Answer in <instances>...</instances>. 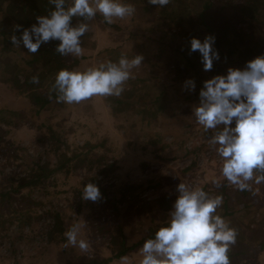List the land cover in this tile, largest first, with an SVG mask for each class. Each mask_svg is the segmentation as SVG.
Returning a JSON list of instances; mask_svg holds the SVG:
<instances>
[{
  "label": "rangeland",
  "instance_id": "374dc122",
  "mask_svg": "<svg viewBox=\"0 0 264 264\" xmlns=\"http://www.w3.org/2000/svg\"><path fill=\"white\" fill-rule=\"evenodd\" d=\"M218 1L230 4L244 2ZM126 2L137 5L136 0ZM252 2H256L259 8L258 20L264 21V0ZM153 7L156 9L155 13L144 11L141 15H146L142 18L139 11H136L139 7L134 6L137 12L134 13V19L132 15L115 19L112 24L104 22L103 17L97 13L87 21L89 28L85 34L88 36L80 38V42L82 40L86 47H81L82 55L66 57L69 66L66 69L83 71L108 61L115 62L121 56L131 59L137 54L142 55L141 64L132 69L134 76L123 86L122 92L132 88V94L127 96L131 103L129 102L126 113L111 117L105 96L99 95L79 103L63 102L60 107L34 113V106L24 98L25 95L14 92L16 84L5 83L0 76V189L11 185V178L18 179L30 174L28 163L33 159H39L41 164L48 161L50 167H55L62 163L63 155L80 154L85 159L84 149L88 148V144L91 141L99 142L91 151L95 156L92 164L87 162L88 158L81 162L82 159L74 157L70 159L67 168H58L50 175L44 191L39 186L22 188L13 199L0 205V264H85L87 261L88 264H92L91 261L122 264L121 257L128 258L127 264H138L141 258L138 252L140 247L121 257H115L114 251L110 249L108 234L115 229L117 223L125 229L126 243L130 245L142 233V229L150 226L153 215L155 220H159V214L165 212L163 208L162 211L159 209L157 197L163 194L171 197L177 195L175 188L179 182L204 187L206 191L212 188L213 181L223 180L233 187L220 173L221 158L216 150L209 152L210 137L213 134L190 135L201 127L192 115V108L198 100L187 102L189 109L185 112L181 109L178 115L175 113L184 103L181 86L188 75H182L183 67L175 65L170 68V56L174 53L167 41L169 32L180 30L184 25L176 20L169 22L165 6ZM224 10L228 14L231 7L226 5ZM36 13V8H32L24 17L12 21L10 33L19 38L20 32L15 26L20 25L21 30L29 27L37 17ZM234 16L239 19V16ZM145 17L148 18L147 21ZM260 30L264 32V29ZM204 34L202 32L203 37ZM16 47L14 46L13 51H7L6 56L9 61L21 63L26 53L21 50V53H16L19 45ZM48 52V46L40 49L43 57H49ZM34 66L35 64L32 65ZM47 67L48 63L42 62L38 68L44 70ZM220 68L221 71L210 74V78L226 72L227 68ZM191 71L194 72V68ZM139 76L143 77L142 82ZM173 77L176 79L172 80ZM163 86L167 88V95L173 102V118H180L175 122L171 121V117L158 114L155 110V114L151 116L138 111V103L148 102ZM51 124H55L56 131H63V143L57 150L53 147L56 140L49 138L45 131ZM134 135L144 143L151 136L152 142L146 145L145 152L132 151L129 140ZM46 149H49L48 153ZM57 156L61 158L58 163ZM97 156L102 158L97 160ZM140 161L147 164L141 167ZM104 163L112 166L102 170ZM87 182L97 183L102 188L101 197L95 202L81 199L83 185ZM128 183L141 185L142 189L131 191L130 199L126 200L125 192L117 189ZM249 185L255 187L254 200L259 204L252 209L264 213V206H261L264 185L262 182H254V178ZM241 204L238 202L236 205ZM234 214L235 218L228 224L231 227L238 225L241 231L244 230L243 245L246 249L235 260H231L230 264H264V244L259 246V240L264 242V220L247 225L249 212ZM56 216L60 220H55ZM166 219H169V212ZM54 221L56 228L52 227ZM74 223L81 225L78 239L87 241V251L67 245L64 233ZM50 229L52 235H48ZM254 231L258 233L256 238L252 233ZM61 235L63 238L60 241Z\"/></svg>",
  "mask_w": 264,
  "mask_h": 264
},
{
  "label": "clouds",
  "instance_id": "9594fccd",
  "mask_svg": "<svg viewBox=\"0 0 264 264\" xmlns=\"http://www.w3.org/2000/svg\"><path fill=\"white\" fill-rule=\"evenodd\" d=\"M148 4L163 7L169 0H147ZM54 5L46 15L37 16L36 22L14 34L10 41L35 53L42 43L58 41L55 51L61 56L82 55L80 38L88 31L97 13L104 22L130 17L135 8L126 0H49ZM73 18H79L73 24ZM215 36L206 34L203 40L192 37L189 52H198L204 71L213 67L219 52L214 48ZM143 60L142 55L131 59L121 56L117 61L101 63L83 71L60 69L54 77L53 90L57 102L79 103L89 97L119 96L124 83L132 77V69ZM37 83L38 77H32ZM182 90L192 91L195 81L187 78ZM192 115L205 131L214 129L210 143L221 158L220 173L239 190L249 188L247 181H264V54L247 60L244 67H228L202 81L198 103ZM177 193L169 210V219L154 235L146 239L138 250V264H230L228 250L235 243L236 230L220 215L215 214L222 198L209 196L199 187L183 182L176 185ZM101 197L96 183L83 185L81 199L97 201ZM81 225L74 223L64 233L67 245L87 251L86 240L78 239ZM127 264L128 258H120Z\"/></svg>",
  "mask_w": 264,
  "mask_h": 264
},
{
  "label": "trees",
  "instance_id": "16d2710c",
  "mask_svg": "<svg viewBox=\"0 0 264 264\" xmlns=\"http://www.w3.org/2000/svg\"><path fill=\"white\" fill-rule=\"evenodd\" d=\"M172 1L173 0H171V3L165 5V14L170 20L169 22H171V20H176L179 23H183L184 27L180 30H173L169 32L167 44L173 49L174 53L172 57L170 56V68H174L175 65L183 67L182 75L187 74L188 78L193 79L196 85V88L190 92L182 90L184 103L179 109L175 110L176 115H178V112L181 111V109H184V112L189 109L187 102L191 100H198V91L202 86V81L210 78V74L220 72V66L222 68H242L244 67L247 60L264 54V32L260 30L264 29V21L258 20L257 16L260 11L257 7V3L252 2L254 0H244V2L233 4L222 1L217 2V0ZM70 2L71 0H66L65 6H67ZM136 4L137 5L134 6L137 8L139 7V10L136 11H139V16L142 18H144L146 15H141V13H144V11L152 12V14H154L156 11V9L153 7L155 5L148 4L147 0H136ZM226 5L231 7V10L228 14L224 10ZM32 8H36L37 16H42L46 15L50 10H52L54 5L50 4L49 0H0V76L5 83H15L16 87H14V92L25 95L24 98L28 99L34 106L33 112L38 113L44 109H51L53 107H60L63 105V102H57V93L53 90L52 84L55 74L60 69H66L69 66L67 65L68 63L66 61L67 55L61 56L54 50L58 41H50L42 44L35 53L28 52L23 48V46H19V49H16L15 52L21 53V50L26 53V56L22 58L21 63L14 62L12 60L9 61V58L6 56L7 51H13L14 46L16 47V45L12 44L10 41V37L12 36L10 33L11 23L12 21L18 20L20 17H24L26 13H28V11ZM136 11L134 13H137ZM134 13L132 16L133 19ZM234 15L239 16V19H237V17ZM147 16L149 15L147 14ZM75 19L76 18H73L72 22H74ZM147 19L148 18H146L145 21H147ZM34 21L32 23H34ZM261 23L263 24L261 25ZM242 24H245V26ZM202 32L205 33L204 35L211 34L215 36L214 48L219 52L220 57L218 60L213 62V67L209 71H204L202 69L198 52H189L190 38L197 37L203 40L204 37ZM86 35L87 34L84 33L81 38L85 37ZM80 43L81 47L83 46L86 48L82 40ZM43 46H48L49 57H43L40 54V49L43 48ZM42 62L48 63L49 67L44 70L43 68H38ZM33 64H35L34 67H32ZM193 68L194 72L191 71ZM147 75L150 76L149 74ZM34 76L38 77L37 83L32 82V77ZM138 78H140V76ZM174 79H176V77L172 78V80ZM140 81H143V77L140 78ZM163 87L164 88L156 95L151 96L152 98L149 99L148 102L138 103V111L150 116L154 115L156 112L158 114L171 117V121L175 122L174 120L180 118L177 116L173 118V102L172 99L167 95V88L165 86ZM131 94L132 88L126 89L119 96H105V103L108 106V112L111 117L127 112L128 106L130 105V101L128 100L127 96H130ZM153 110H155V112ZM149 122L150 120L147 121V123ZM186 127L188 128V126ZM55 129V124H51L45 128V131L48 133L49 138L56 140V142H53V147H55L57 150L59 149L61 143H63V140H61V133L63 131L58 129V131H56ZM214 131V129L205 131L201 126L200 130L197 129L191 132L190 135H209L213 134ZM178 132L181 133L180 130ZM52 136H55V138ZM103 138L101 139L102 141H104ZM131 138L132 139L129 140V144L134 153L145 152L146 145L152 142L151 136L150 140H146L145 143L140 137H137V135L131 136ZM4 145H6V142H4ZM97 145H99L98 141H91L88 144V148L84 149V155L86 154V156H84L85 159L83 158V155L80 154H70L69 156L63 155L64 158H62V163L57 164L55 167H50L48 161H45L42 164L39 163V159H33L29 161L28 165L31 172L28 174L29 176L24 175L18 179L11 178V185L7 186V188L0 189V205L6 204V200H11V198L13 199L15 194L18 193L22 188L29 187V189H31L32 187L39 186V189L44 191L48 184L47 180L50 175L58 168L63 166L67 168L71 162L70 159L74 157H79L82 159L80 160L81 162L88 158L87 162L89 161V164H92L95 162V160L93 159L94 155L91 153V151H93ZM47 150L49 151V149H46V153H48ZM57 157L58 163L61 158L60 156ZM101 158L102 156L96 157L97 160H100ZM146 164L147 163L145 161H140L141 167H144ZM110 166L112 165L104 163L102 170ZM257 174L259 173L254 170L253 178H255V175ZM261 182L264 185V181ZM247 183L249 184L250 181ZM132 184L128 183L124 187L117 189L121 191L123 190L125 192L126 195L124 194V198H126V200L128 198L130 199L131 191H134V189H142L141 185L137 184V186H134L135 184ZM212 184L213 186L211 185L212 188L210 190L206 191L204 187L201 189L204 188V191L209 196L215 197L219 195L222 198L221 205L216 209L215 214L223 217L228 223L232 218H235L234 213L236 212H238L239 215L243 214L244 212H249L247 225L248 223L256 224L264 220V213H262L261 210L257 212L256 210L252 209L259 205L258 202L254 200L256 193L254 186L249 185L248 189L239 190L237 187H231L227 185V183H225L223 180L213 181ZM99 190H102V188L99 187ZM132 196L135 195L133 194ZM262 196L264 197V193ZM175 197L176 195L171 197L170 195L166 194L157 197L156 202L157 205L160 206L159 209L161 210L163 208V211L165 212L159 214V220H155L153 215V218L150 219V226L145 230L142 229V233L137 235L138 238L135 241H132L130 245H127L126 243L125 229H123L122 225L117 223L115 229L111 230V232L108 234V245L112 252L114 251V256L121 257L127 253L135 252L137 249H139V247H141L146 239L152 237L154 232L168 221L166 216L168 215ZM135 198H137V196ZM238 202H241L242 204L240 206L236 205ZM162 203H164L166 206H164ZM261 206H264V200ZM262 210H264V208H262ZM57 217L58 216H56L55 220ZM57 220L60 219L58 218ZM52 224V227L56 228V222L54 221ZM232 228L236 230V239L235 243L231 244L228 250L230 261L235 260V257H239L246 249V246L243 245V240L245 238L244 230L241 231V228L238 225H234ZM51 229L48 231V235H52ZM255 231L252 233H254L256 238L258 233ZM54 233L55 232L53 231V234ZM62 238L63 236L61 235L60 241ZM263 244L264 242L259 240V246L262 247ZM91 262L92 264L105 263L103 261ZM85 264H88V261Z\"/></svg>",
  "mask_w": 264,
  "mask_h": 264
},
{
  "label": "built area",
  "instance_id": "2783aa9c",
  "mask_svg": "<svg viewBox=\"0 0 264 264\" xmlns=\"http://www.w3.org/2000/svg\"><path fill=\"white\" fill-rule=\"evenodd\" d=\"M209 148V152L211 153V152H213V151H215V148H214V145H212L211 144V146L210 147H208ZM210 148H213V149H210ZM214 154H215V152H214ZM200 162V161H199ZM201 163V162H200ZM233 187H236L235 185H233Z\"/></svg>",
  "mask_w": 264,
  "mask_h": 264
}]
</instances>
